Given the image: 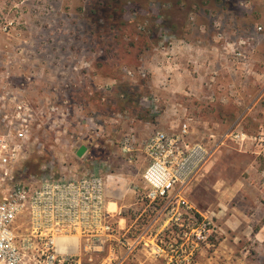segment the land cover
Listing matches in <instances>:
<instances>
[{"label": "rangeland", "instance_id": "obj_1", "mask_svg": "<svg viewBox=\"0 0 264 264\" xmlns=\"http://www.w3.org/2000/svg\"><path fill=\"white\" fill-rule=\"evenodd\" d=\"M260 24L264 0H0V83H11L14 96L37 111L34 131L44 144L40 149L30 145L18 178L24 181L50 169L56 174L91 171L93 167L77 157L73 140L86 135L92 141H84L85 146L99 147L108 173L136 179L145 197L143 173L149 163L144 148L149 137L140 138L137 124L153 111L149 100L160 98L148 84L149 64L159 58V66H168L172 46L184 37L200 45L199 39L208 36L223 47L225 41L252 36L254 52L247 68L254 73L264 68V35L256 32ZM219 30L225 39L217 38ZM226 55L225 69L233 79L252 75ZM162 71L167 77L159 84L163 90L169 71ZM217 76L211 74V86ZM161 104L159 99L155 114L161 113ZM54 105L56 114L41 117ZM255 116L264 118L261 112ZM193 123L198 131L201 122L196 119L190 127ZM251 130L241 139L202 138L197 131L191 137L190 132V141L212 150L190 185L197 189L192 195L197 194L206 212L238 209L250 215L249 227L219 230L220 235L208 239L215 247L226 242L217 264H264V123L254 122ZM238 188L244 194H238ZM213 224L222 228L217 216Z\"/></svg>", "mask_w": 264, "mask_h": 264}, {"label": "built area", "instance_id": "obj_2", "mask_svg": "<svg viewBox=\"0 0 264 264\" xmlns=\"http://www.w3.org/2000/svg\"><path fill=\"white\" fill-rule=\"evenodd\" d=\"M256 32L264 35V24L258 25ZM217 38L225 39L223 31L219 30ZM253 43L254 37L249 36L225 41L223 48L237 66L243 65L244 71H249L247 64ZM173 49L172 46L169 56L172 66L178 64ZM126 72L129 77L135 75L132 71ZM139 74L142 78L147 76L144 71ZM3 77L6 78L4 73ZM171 78L172 72H169ZM149 101L157 113L158 99ZM57 112V106H50L41 117ZM37 115L28 101L14 96L11 83H0V264H85L79 251L88 256V264H93V256L103 253L108 242L117 235L106 194V176L110 167L98 155L91 157V171L78 173L69 170L56 174L50 169L20 180L17 170L27 160L30 145L37 144L39 149L44 145L34 131L39 122ZM192 121L193 118L187 117L179 131H158L148 138L144 150L149 164L143 173L146 199L151 203L166 200L171 205L176 199L188 211L190 225L182 224L181 227L187 229L183 237L189 240L190 256L207 246L208 239L216 234L213 223L217 216L215 212L196 214L185 199V192L212 153L209 145L190 141ZM231 137L241 139L248 136L230 132L221 139ZM87 139L91 140L81 135L73 140L78 144ZM85 147L82 156L78 155L79 149L76 153L87 162L92 150ZM94 148L99 150L98 146ZM181 221L185 220L179 217L178 222ZM147 232L145 228L135 237L127 248L128 255L135 254L141 237ZM99 264H118V261Z\"/></svg>", "mask_w": 264, "mask_h": 264}, {"label": "crops", "instance_id": "obj_3", "mask_svg": "<svg viewBox=\"0 0 264 264\" xmlns=\"http://www.w3.org/2000/svg\"><path fill=\"white\" fill-rule=\"evenodd\" d=\"M185 38L174 45L177 65L169 63L168 66H159V58L149 64L152 75L148 84L153 93L160 97L162 110L160 114L148 111L146 118H140L137 124L140 138L150 137L158 131L177 132L180 122H184L187 117L193 118L192 122L196 119L201 122L198 131L196 123L191 125V137L196 131L202 138H221L230 132L251 135L254 122L264 123V118L255 116L258 112L264 114V68H258L254 73L249 71L248 74L252 75H237L233 79L225 69L227 58L223 55L228 53H224L223 47L214 38L201 37L200 45ZM253 52L254 48L250 54ZM162 70L172 72V78L163 90L159 84L161 79L167 77ZM214 72L219 73V76L216 85L214 83L211 86L209 82ZM210 93L214 96L213 100L209 99ZM211 123H215L214 127ZM84 144L78 143L77 147L80 149ZM194 187L185 192V199L196 214L206 213L197 194L192 195L197 190ZM142 188L143 185L136 179L123 174L108 173L106 176L108 208L117 235L108 242L103 253L93 256V264L102 261H118V264H217L218 255L220 252L223 254L226 242L218 247L208 244L200 248L196 255L190 256L187 247L189 240L183 237L187 229L181 227L182 224L190 225L188 211L176 199L172 205L166 200L151 203L141 194ZM236 192L239 194L241 189L238 188ZM223 194L218 198L221 205L225 200L221 197ZM224 214H217L222 228H215V237L219 230L224 229L229 233L230 230L238 231L244 224L249 227L250 215L245 211L236 209ZM179 217L185 221L178 222ZM145 228L148 232L141 237L135 254L128 255L127 248ZM210 249L212 254L206 256ZM78 253L81 260L88 264V256L82 254V251Z\"/></svg>", "mask_w": 264, "mask_h": 264}, {"label": "trees", "instance_id": "obj_4", "mask_svg": "<svg viewBox=\"0 0 264 264\" xmlns=\"http://www.w3.org/2000/svg\"><path fill=\"white\" fill-rule=\"evenodd\" d=\"M85 145V144H84ZM91 155L88 157V159H87V163L89 164V165H91L92 164V162H93V159H91V157L92 158H95V157H98V151L99 150H97V149H95L93 146H91ZM26 168H27V166H26ZM41 168V167H40ZM40 168H39V170H40ZM28 169V168H27ZM37 175V174H36Z\"/></svg>", "mask_w": 264, "mask_h": 264}, {"label": "water", "instance_id": "obj_5", "mask_svg": "<svg viewBox=\"0 0 264 264\" xmlns=\"http://www.w3.org/2000/svg\"><path fill=\"white\" fill-rule=\"evenodd\" d=\"M85 152H86V147H85V146H82V147L79 149L78 155H79V156H82Z\"/></svg>", "mask_w": 264, "mask_h": 264}]
</instances>
